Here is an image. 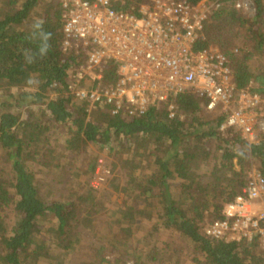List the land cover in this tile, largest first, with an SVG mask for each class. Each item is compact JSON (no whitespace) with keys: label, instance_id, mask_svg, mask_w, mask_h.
Instances as JSON below:
<instances>
[{"label":"trees","instance_id":"1","mask_svg":"<svg viewBox=\"0 0 264 264\" xmlns=\"http://www.w3.org/2000/svg\"><path fill=\"white\" fill-rule=\"evenodd\" d=\"M143 1L120 0L116 8L138 14ZM187 1L197 5L202 0ZM209 1L220 2V6L212 8L197 49L218 48L229 59L236 87L264 96V71L247 66L255 57L264 59V0H252L256 14L250 18L238 7L239 0ZM0 3V164L8 169L3 173H9L7 182L0 181V264H42L44 239H36L40 230L46 232L47 244L60 236L64 248L58 249V254L71 253V242L77 244V249H85L84 233L91 230L97 234L100 206L95 198L88 203L86 195L73 186L59 198H48L41 192L43 182L32 170L30 157L40 149L45 135L51 150L59 138H64L68 162H74L72 170L83 173H95L98 165L96 156H87L88 144L111 151L125 149L126 157L142 161L141 168L133 173L137 186L128 188L131 199L141 202L127 213L142 218L139 223L143 231L148 224L154 225L153 231L140 240L145 259L152 254L163 256L155 233L164 227L194 246L201 264H264V249L259 244L202 234L203 226L217 219L226 203L247 184L246 180L236 185L237 178L231 173L245 176L247 166L256 160L261 162L264 174V141L250 144L239 133L221 135L225 115H207L208 99L193 91L180 94L173 117L168 107H155L136 118L114 116L110 104L79 100L73 84L79 81L77 73L86 68L87 62L84 65L83 50L74 54L64 51L65 0ZM31 21L35 25L30 29L27 24ZM111 68L114 66L103 71L107 73ZM35 76L36 88L29 89ZM4 82L17 91L8 92ZM51 88L60 91L51 96ZM25 110L29 113L26 118ZM216 152L221 164L211 172L205 164L215 161ZM55 168L66 175L72 172L65 162H56ZM113 172L110 184L117 189L120 171ZM8 213L15 215L14 221ZM44 217H55L57 221L41 228ZM128 218L123 216L121 220ZM32 234L35 248L30 250ZM115 235L122 244L92 238L94 246L88 247L93 251L88 249L85 259L70 264H106L110 252L124 260L125 236L118 231ZM127 255L140 264L136 255Z\"/></svg>","mask_w":264,"mask_h":264},{"label":"built area","instance_id":"2","mask_svg":"<svg viewBox=\"0 0 264 264\" xmlns=\"http://www.w3.org/2000/svg\"><path fill=\"white\" fill-rule=\"evenodd\" d=\"M118 2L65 0L64 51L88 48L85 69L91 82L85 69L78 71L81 82L74 93L79 100L110 104L114 116L136 118L168 107L173 117L180 94L193 91L208 99V111L225 115L221 135L235 132L250 144L264 141V96L236 87L229 59L218 48L197 49L211 9L220 2L201 8L187 0H144L138 14L118 10ZM110 66L114 68L105 73ZM202 234L264 249L260 170L251 173L243 190L203 226Z\"/></svg>","mask_w":264,"mask_h":264},{"label":"rangeland","instance_id":"3","mask_svg":"<svg viewBox=\"0 0 264 264\" xmlns=\"http://www.w3.org/2000/svg\"><path fill=\"white\" fill-rule=\"evenodd\" d=\"M215 2H210L209 0H202L197 5L201 8H212V4ZM238 3H241L242 6L240 9L250 18L253 17L256 14V9L254 6V3L252 0H239ZM212 10V9H211ZM0 15H2V4L0 3ZM35 25L34 22H29L27 24L28 28H33ZM244 41V39H243ZM242 41V42H243ZM242 44V43H241ZM92 49V47H89ZM83 52L85 53V63L88 61V48L87 47H81ZM80 54H78L79 56ZM247 66L250 67L252 70L260 69L264 71V59L255 57L251 61L247 62ZM76 69L73 68V70ZM85 75L90 80V70L85 69ZM80 80L73 84V90L75 91L78 88V85H80ZM4 87H6V90L8 92L17 91V88L10 87L7 83H3ZM89 87V86H88ZM36 88V76L34 77V80L32 82V85L29 87V89ZM51 96H54V94L59 90V88H51L49 90ZM90 102V101H88ZM91 104H93L91 102ZM27 109V108H26ZM207 115H213L214 117L217 116L218 112H211L207 111ZM29 113L25 110L23 117H27ZM63 137V136H61ZM49 137L47 135L44 136V141L41 144L40 149L33 151L35 148H32L31 150L34 153V156L30 157V160L32 162V170L35 174H37L38 180L42 181V185L40 186V190L44 195H46L48 198H59L67 194V188L69 186L75 187L78 193L86 195V200L88 203L93 201L95 198L97 201V204L100 206L98 209V212L96 214V222H97V234L95 235L94 232L87 231L84 233V241L83 245L85 249H77L76 243L71 242V253H59L58 249L63 250L64 245L59 242L60 236L57 235V237L54 239L52 238L53 244H47L46 241H48V237L46 232H43L42 230L37 231V237L39 239H44L41 242L43 245V249L40 250L41 252V263L42 264H70L74 260L78 263L79 261L86 258L87 250L93 251L91 247L88 246H94L92 238H95L97 241H104L117 243L118 245L122 244L120 239L116 237V232H123V235L125 236V239L123 238V244H125V247L123 249L124 255L122 257H125L124 260L121 258V255H115L114 253L110 252L108 256V261L106 264H122L124 262H127L126 264H137V261L134 259H131L128 254L136 255L139 259L140 264H201V257L198 253L195 252V247L189 244L185 239L180 237L177 233L174 232V230H169L164 227L160 228L155 233V238L158 239L157 246L162 249L163 256L155 254L149 258H144L146 255L144 250L140 246V240L143 239L144 234L146 235V232L149 233V231H153L154 225L148 224V229H145L144 231L141 229V224L139 223L140 216L139 215H130L127 212V209H137L138 204L141 202L139 199L132 200L128 188L133 186H137L136 184V175L133 173H136L141 168V162L139 160L130 159L129 157H126L128 154H125L123 150L117 149L114 151H111L109 148L101 149L99 146H94L93 144H88V154L87 156H96L98 160V165L96 166L95 173H83L80 170H72L74 167V162L71 160L68 162V154L69 152L65 148L64 145V138H59L56 141L55 146H51L48 143ZM117 143V142H116ZM115 143V145H116ZM68 152V153H66ZM142 152H139V155ZM215 161L211 162L209 165H206V170H210L211 172L215 169H218V167L221 164V158L219 156V152L215 153ZM36 156V157H35ZM139 157V156H138ZM125 158V159H124ZM124 159V162H123ZM151 160V159H149ZM56 162H65L67 163L68 168L71 169V173H68V175L64 174L62 172V169L55 168ZM116 165H114V163ZM260 161L253 160L251 164H249L246 168V175L242 176L240 175L237 177L236 175H233L231 173V176L234 178H237L236 185H238V181L245 182L248 181L249 176L251 173L255 170H260ZM151 163H149L150 165ZM115 166V167H114ZM6 169H3V168ZM239 168V167H238ZM113 169L116 171H120V179L119 182H116L118 184V187L116 189L115 185L110 184V179L112 176H114ZM2 170V171H1ZM6 170V171H5ZM0 174L5 172H8V169L3 164H0ZM146 173L149 172L146 168ZM207 172V171H206ZM3 173V176L0 177V181L7 182L6 177L9 175H5ZM111 173L113 175H111ZM130 174H132L130 176ZM8 179V178H7ZM70 179V180H69ZM50 180H53L51 183H49ZM146 182V179L143 180V183ZM115 184V183H114ZM51 185L53 186L51 188ZM148 186V185H147ZM64 198V197H63ZM144 200V199H143ZM99 201V203H98ZM140 201V202H139ZM96 209V207H95ZM94 213V212H92ZM8 218L11 219V221H14L15 215L8 213ZM126 216L129 217L128 220L122 221V217ZM52 221H57L55 217H44L41 222V228H44L47 223H52ZM142 222V218L141 221ZM89 229V228H88ZM86 229V230H88ZM151 231V232H152ZM143 234V235H142ZM95 235V236H94ZM33 234L29 236V249L33 250L35 248V240L33 238ZM150 238V236H149ZM56 240V242H55ZM134 240V243H133ZM156 244V243H155ZM122 246V245H121ZM129 249V250H127ZM133 252V253H132ZM121 258V260H120ZM144 262V263H142Z\"/></svg>","mask_w":264,"mask_h":264}]
</instances>
